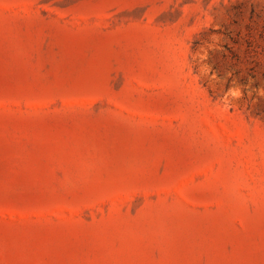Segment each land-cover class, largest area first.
<instances>
[{"label":"rangeland","instance_id":"obj_1","mask_svg":"<svg viewBox=\"0 0 264 264\" xmlns=\"http://www.w3.org/2000/svg\"><path fill=\"white\" fill-rule=\"evenodd\" d=\"M0 264H264V0H0Z\"/></svg>","mask_w":264,"mask_h":264}]
</instances>
